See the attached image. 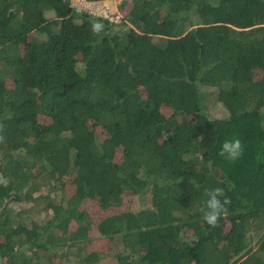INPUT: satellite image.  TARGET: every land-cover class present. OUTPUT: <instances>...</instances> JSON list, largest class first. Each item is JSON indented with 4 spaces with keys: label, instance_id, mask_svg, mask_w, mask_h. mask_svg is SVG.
Returning <instances> with one entry per match:
<instances>
[{
    "label": "trees",
    "instance_id": "1",
    "mask_svg": "<svg viewBox=\"0 0 264 264\" xmlns=\"http://www.w3.org/2000/svg\"><path fill=\"white\" fill-rule=\"evenodd\" d=\"M119 7L115 22L0 0V264H96L116 235L120 264H264V0ZM202 86L227 115L206 113ZM216 187L231 204L213 228Z\"/></svg>",
    "mask_w": 264,
    "mask_h": 264
},
{
    "label": "rangeland",
    "instance_id": "2",
    "mask_svg": "<svg viewBox=\"0 0 264 264\" xmlns=\"http://www.w3.org/2000/svg\"><path fill=\"white\" fill-rule=\"evenodd\" d=\"M121 2L122 0H70V5L77 10H86L90 13L105 16L110 20L118 22L120 21V16L124 13V9H120L119 7ZM201 89L203 93L202 101L205 103L206 113L213 117H222L227 115L225 107L216 97L217 88L213 86H202ZM44 191H46V189ZM122 196L124 203H130L132 207L145 205L148 202L146 196L138 197L131 193H126ZM86 205L89 204L86 202ZM88 207H90V205ZM30 211L35 213L37 211V207L31 205ZM30 211L28 209V212L25 214V220H29L34 216L30 213ZM94 234L98 236L97 232ZM92 246L96 249H102L105 246V242L102 240L100 241L99 239H93ZM106 246L108 254H104V256H102L96 264H120V257H124V260L121 261H128V258L126 257L127 253H125L126 251L122 244L120 235H116L111 242L107 243ZM43 257L48 260L52 259L50 254L43 255Z\"/></svg>",
    "mask_w": 264,
    "mask_h": 264
},
{
    "label": "clouds",
    "instance_id": "3",
    "mask_svg": "<svg viewBox=\"0 0 264 264\" xmlns=\"http://www.w3.org/2000/svg\"><path fill=\"white\" fill-rule=\"evenodd\" d=\"M90 29L93 34H100L104 31V24L97 19H93L90 21ZM243 152L244 146L241 139L234 137L224 140L219 155L226 157L230 161H236L242 156ZM6 182L7 179L0 176V183ZM196 187H199V185L197 184ZM205 195L207 199L200 208L201 218L209 227L214 228L218 226L219 219L227 214V206L231 204V200L225 195V190L221 187L206 190Z\"/></svg>",
    "mask_w": 264,
    "mask_h": 264
},
{
    "label": "built area",
    "instance_id": "4",
    "mask_svg": "<svg viewBox=\"0 0 264 264\" xmlns=\"http://www.w3.org/2000/svg\"><path fill=\"white\" fill-rule=\"evenodd\" d=\"M76 9V8H75Z\"/></svg>",
    "mask_w": 264,
    "mask_h": 264
}]
</instances>
